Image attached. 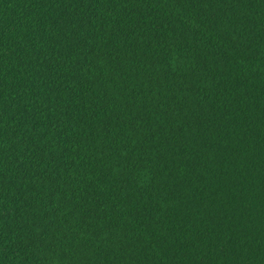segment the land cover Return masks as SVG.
I'll return each mask as SVG.
<instances>
[{"label":"trees","instance_id":"16d2710c","mask_svg":"<svg viewBox=\"0 0 264 264\" xmlns=\"http://www.w3.org/2000/svg\"><path fill=\"white\" fill-rule=\"evenodd\" d=\"M0 264H264V0H0Z\"/></svg>","mask_w":264,"mask_h":264}]
</instances>
